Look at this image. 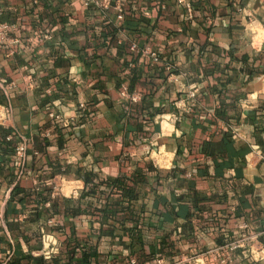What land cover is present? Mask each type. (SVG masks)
Returning <instances> with one entry per match:
<instances>
[{
  "label": "crops",
  "instance_id": "obj_1",
  "mask_svg": "<svg viewBox=\"0 0 264 264\" xmlns=\"http://www.w3.org/2000/svg\"><path fill=\"white\" fill-rule=\"evenodd\" d=\"M89 1L0 0V264L44 231L117 264L264 245V0Z\"/></svg>",
  "mask_w": 264,
  "mask_h": 264
},
{
  "label": "rangeland",
  "instance_id": "obj_2",
  "mask_svg": "<svg viewBox=\"0 0 264 264\" xmlns=\"http://www.w3.org/2000/svg\"><path fill=\"white\" fill-rule=\"evenodd\" d=\"M94 1L104 2V0ZM95 7L102 10V8H99V6L95 5ZM117 16H119L118 13ZM160 146V144L155 146L153 145V147L147 150V155H153L154 159L159 162H161V160H158L159 158H157V153L159 152ZM68 182H73V180L68 179L67 175L64 172L56 174L52 177H47L43 180V183H45L46 186L52 187L54 189L53 196L55 197L59 195H64L66 197L69 196L72 187ZM92 239L93 241L95 240V238ZM74 240L76 239H72L63 235L56 236L47 233V231H44L38 238V240L29 246L30 252L27 255V258L25 257V264H28L27 262H31L32 264L36 260H42L45 264H79L78 260L82 259L86 248L84 245L82 247H84L85 249H81L80 247L77 249H73V245L75 244ZM82 240H84V238ZM252 246L253 243H250L246 246V248L243 247V254L240 255L237 253V251H227L222 254L211 253L210 251L205 254H183L169 260L159 254L154 256V258L149 261L148 264H242V262L243 264H264V260L260 259L258 252L256 250L254 252L251 251L250 247ZM102 247L105 249H116L119 246H117L115 240H111L108 244L105 243L104 245H101V248ZM106 255L111 256L112 253H106L105 255H98L97 253L96 258L94 257L95 264H117V262L112 258H106ZM238 256H240V258ZM91 260H93V257L91 258ZM255 260H258L259 262L255 263ZM133 263H135V260H133Z\"/></svg>",
  "mask_w": 264,
  "mask_h": 264
},
{
  "label": "built area",
  "instance_id": "obj_3",
  "mask_svg": "<svg viewBox=\"0 0 264 264\" xmlns=\"http://www.w3.org/2000/svg\"><path fill=\"white\" fill-rule=\"evenodd\" d=\"M178 2L182 5H186L188 7V9H190V4L187 2V0H178ZM90 4H92L93 6H95V5L99 6V8H102V10H104V11H108L111 8H113L119 14V16H118L119 20H123V17L125 15V4H124L123 0H104V2L103 1L98 2V1L90 0L89 5ZM113 4H114V7H113ZM2 16H3V13L0 9V47H3L4 45L12 42V40L10 39V33L13 30V27L9 23L2 21ZM155 58H156V56H155ZM168 69L172 70V67H169ZM123 95H126V92ZM194 96H195V93L192 94V97H194ZM132 99L134 102H137L139 100V97H134ZM23 152H24L23 148L18 149L19 154H21ZM259 155H261V161L264 162V156L262 154H259ZM79 192H80L79 188H73L72 187L70 194H69V197L78 198ZM250 243H253V246L250 247L251 251L254 252L256 250L258 252V255L260 256V259L264 260V245L261 242H259V240L256 236L245 237L241 240L228 243L227 245H224L222 247H219V248L211 251V253H221L222 254V253H225L227 251L235 252V251H238L239 249H243V247L246 248V246L249 245ZM255 261H256L255 263L259 262L258 260H255Z\"/></svg>",
  "mask_w": 264,
  "mask_h": 264
},
{
  "label": "trees",
  "instance_id": "obj_4",
  "mask_svg": "<svg viewBox=\"0 0 264 264\" xmlns=\"http://www.w3.org/2000/svg\"><path fill=\"white\" fill-rule=\"evenodd\" d=\"M74 247H73V249H77V248H81V249H85L84 247H82V245H80V243H78V244H75V245H73ZM96 256H97V254H93V253H88V251H87V249H85V251H84V256L82 257V259L81 260H78L79 262V264H90L91 263V258L93 257H95L96 258ZM150 258V257H143V255L142 256H140V258H139V261H141L142 263L145 261V260H148V259ZM141 259V260H140ZM36 262V264H45L42 260H36L35 261Z\"/></svg>",
  "mask_w": 264,
  "mask_h": 264
},
{
  "label": "bare ground",
  "instance_id": "obj_5",
  "mask_svg": "<svg viewBox=\"0 0 264 264\" xmlns=\"http://www.w3.org/2000/svg\"><path fill=\"white\" fill-rule=\"evenodd\" d=\"M165 157H166V155H165ZM160 159H161V158H160ZM163 159H164V158H163ZM166 159H167V158H166ZM166 159H165V160H166ZM158 160H159V159H158ZM161 161H162V160H161ZM158 162H159V161H158ZM162 165H163V164H162ZM165 166H166V165H165Z\"/></svg>",
  "mask_w": 264,
  "mask_h": 264
}]
</instances>
